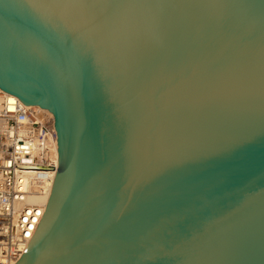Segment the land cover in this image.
I'll return each instance as SVG.
<instances>
[{
  "label": "water",
  "instance_id": "95a60500",
  "mask_svg": "<svg viewBox=\"0 0 264 264\" xmlns=\"http://www.w3.org/2000/svg\"><path fill=\"white\" fill-rule=\"evenodd\" d=\"M0 90L57 135L15 264H264V0H0Z\"/></svg>",
  "mask_w": 264,
  "mask_h": 264
},
{
  "label": "built area",
  "instance_id": "2783aa9c",
  "mask_svg": "<svg viewBox=\"0 0 264 264\" xmlns=\"http://www.w3.org/2000/svg\"><path fill=\"white\" fill-rule=\"evenodd\" d=\"M54 118L0 90V264H15L45 211L58 168Z\"/></svg>",
  "mask_w": 264,
  "mask_h": 264
},
{
  "label": "snow or ice",
  "instance_id": "6c2138e0",
  "mask_svg": "<svg viewBox=\"0 0 264 264\" xmlns=\"http://www.w3.org/2000/svg\"><path fill=\"white\" fill-rule=\"evenodd\" d=\"M6 7H12L8 5ZM36 7V6H33ZM59 7H64L68 9H77L80 13V19L78 21L71 20L70 23L78 25L81 28H87L92 31L96 27V21L99 19L92 10L99 9L102 15H117L122 12V10L129 7H137V5H127V4H113V3H77V4H66ZM143 7H151L150 5H145ZM92 25V28H89Z\"/></svg>",
  "mask_w": 264,
  "mask_h": 264
},
{
  "label": "bare ground",
  "instance_id": "6f19581e",
  "mask_svg": "<svg viewBox=\"0 0 264 264\" xmlns=\"http://www.w3.org/2000/svg\"><path fill=\"white\" fill-rule=\"evenodd\" d=\"M48 111V110H47ZM49 112V111H48ZM50 113V112H49ZM51 114V113H50Z\"/></svg>",
  "mask_w": 264,
  "mask_h": 264
}]
</instances>
